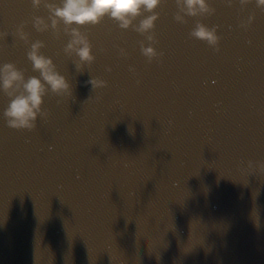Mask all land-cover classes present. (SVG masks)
<instances>
[{
	"label": "clouds",
	"instance_id": "1",
	"mask_svg": "<svg viewBox=\"0 0 264 264\" xmlns=\"http://www.w3.org/2000/svg\"><path fill=\"white\" fill-rule=\"evenodd\" d=\"M165 0H59V3H50L48 0H31L33 9L41 5L47 10V17L33 16L32 27L40 33L51 30L55 38L61 33L68 37L63 47L66 57L72 58V64L78 74H82L85 67L90 66L95 56L92 54V45L86 34L80 29L84 26H95L101 23L105 17L117 24L119 29L128 30L131 28L144 37L139 41L141 55L148 63L154 59L159 61L163 52H158L153 45L158 44L155 34V21L159 18L156 9ZM229 5L231 0H228ZM252 0H239L241 6L251 3ZM257 8L264 11V0H254ZM177 11L173 19L176 23H187L186 17L212 16L215 9L210 6L207 0H174ZM143 17L138 20V18ZM138 20V23H137ZM254 20L249 16L247 21H242L239 27L247 30ZM28 21H22L16 26L15 36L29 45L28 33L24 28ZM217 27L206 26L197 21L189 32V38L203 41L213 49L219 51L220 36L217 35ZM7 32H0V38L8 36ZM145 41L148 46H145ZM45 47L44 42L36 40L31 42L26 53V58L31 65V70L38 75H25V70L20 69L15 63L7 62L0 65V92L7 98L8 103L3 111L6 126L14 130L33 131L37 127V118L44 119L47 115L42 109L44 97L53 95L61 97L72 95V88L65 76L62 75L54 64L51 57L45 56L41 49ZM121 56L127 53L123 48L119 49ZM110 67L105 71L111 72ZM134 71L133 68L129 69ZM87 84L92 90L107 86V81L90 77ZM139 83V81H137ZM253 166L248 161V167ZM256 167L264 172V162H257Z\"/></svg>",
	"mask_w": 264,
	"mask_h": 264
}]
</instances>
